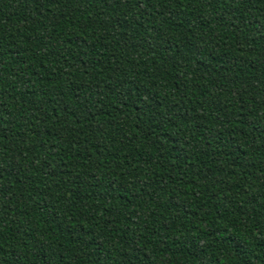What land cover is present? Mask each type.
Masks as SVG:
<instances>
[{
    "label": "trees",
    "instance_id": "1",
    "mask_svg": "<svg viewBox=\"0 0 264 264\" xmlns=\"http://www.w3.org/2000/svg\"><path fill=\"white\" fill-rule=\"evenodd\" d=\"M0 264H264V0H0Z\"/></svg>",
    "mask_w": 264,
    "mask_h": 264
}]
</instances>
